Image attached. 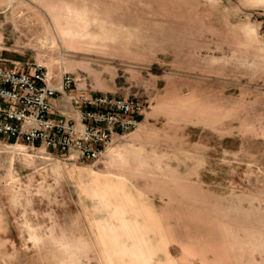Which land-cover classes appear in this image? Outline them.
<instances>
[{"label": "rangeland", "instance_id": "rangeland-1", "mask_svg": "<svg viewBox=\"0 0 264 264\" xmlns=\"http://www.w3.org/2000/svg\"><path fill=\"white\" fill-rule=\"evenodd\" d=\"M0 62L147 104L94 159L0 135V264H264V0H0Z\"/></svg>", "mask_w": 264, "mask_h": 264}, {"label": "built area", "instance_id": "built-area-1", "mask_svg": "<svg viewBox=\"0 0 264 264\" xmlns=\"http://www.w3.org/2000/svg\"><path fill=\"white\" fill-rule=\"evenodd\" d=\"M135 96L77 91L67 70L0 62V135L82 159L100 157L114 137L136 128L146 110Z\"/></svg>", "mask_w": 264, "mask_h": 264}]
</instances>
